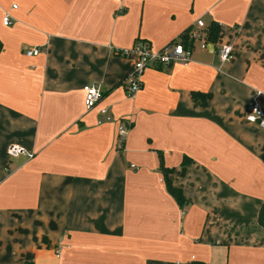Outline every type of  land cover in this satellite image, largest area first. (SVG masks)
Returning a JSON list of instances; mask_svg holds the SVG:
<instances>
[{
    "label": "crops",
    "instance_id": "1",
    "mask_svg": "<svg viewBox=\"0 0 264 264\" xmlns=\"http://www.w3.org/2000/svg\"><path fill=\"white\" fill-rule=\"evenodd\" d=\"M198 19L216 42L146 68L128 95L124 52ZM88 83L102 92L89 110ZM257 91L264 104V0H0V264H264V129L245 119Z\"/></svg>",
    "mask_w": 264,
    "mask_h": 264
},
{
    "label": "built area",
    "instance_id": "2",
    "mask_svg": "<svg viewBox=\"0 0 264 264\" xmlns=\"http://www.w3.org/2000/svg\"><path fill=\"white\" fill-rule=\"evenodd\" d=\"M13 8L16 4L12 5ZM2 22L4 25L11 23V18L9 14L3 16ZM205 25L202 20L198 19L196 21V26L190 28L188 31V37L192 41L190 45H184L179 41L167 43L161 49L157 51H151L150 46L145 43L138 41L132 48L126 50L125 54H134L136 56V61L134 63L133 69L125 78L128 84V95L132 96L137 92L141 86V74L142 72L151 66L163 65L168 66L174 61L187 64L192 56L193 49L197 43L198 47L201 49H206L208 40L206 33L204 31ZM40 52V48L35 47L26 50V55H36ZM217 55L221 62H226L232 57V46L228 44H221L217 47ZM84 95V105L86 109L93 108L96 103L101 98L102 92L96 83H88L83 86ZM262 92L257 91L252 98L249 100L247 105V110L245 112V119L248 122L256 123L264 129V104L260 100V95ZM101 118L98 119V123L103 121H110L111 115L108 114L105 108L99 110ZM254 118V119H253ZM127 129L125 125L120 126L118 129V139L122 141ZM7 154L10 157H17L19 155H26L28 158L33 157V152L27 151L23 146L17 143H11L7 146ZM29 264V263H25Z\"/></svg>",
    "mask_w": 264,
    "mask_h": 264
},
{
    "label": "trees",
    "instance_id": "3",
    "mask_svg": "<svg viewBox=\"0 0 264 264\" xmlns=\"http://www.w3.org/2000/svg\"><path fill=\"white\" fill-rule=\"evenodd\" d=\"M204 31L206 33L208 42L215 43L217 40L218 32H219V25L217 23H211L207 27L204 28ZM180 42L183 43L184 45L192 44V41L188 37V31L181 35ZM199 95H202V98H201L202 104H205L208 94L207 95L199 94ZM161 170L163 173L167 191L172 195V197L177 201L179 205H182L185 202V198L182 193V190L179 187L174 186L168 177L169 173L172 170L170 168H165L164 166H161ZM259 218H260L261 223L264 225V203L262 204L260 208Z\"/></svg>",
    "mask_w": 264,
    "mask_h": 264
},
{
    "label": "clouds",
    "instance_id": "4",
    "mask_svg": "<svg viewBox=\"0 0 264 264\" xmlns=\"http://www.w3.org/2000/svg\"><path fill=\"white\" fill-rule=\"evenodd\" d=\"M254 119V118H253Z\"/></svg>",
    "mask_w": 264,
    "mask_h": 264
}]
</instances>
